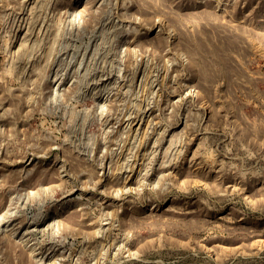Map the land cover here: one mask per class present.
Segmentation results:
<instances>
[{
	"label": "rangeland",
	"instance_id": "374dc122",
	"mask_svg": "<svg viewBox=\"0 0 264 264\" xmlns=\"http://www.w3.org/2000/svg\"><path fill=\"white\" fill-rule=\"evenodd\" d=\"M0 264H264V0H0Z\"/></svg>",
	"mask_w": 264,
	"mask_h": 264
}]
</instances>
